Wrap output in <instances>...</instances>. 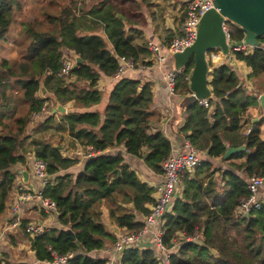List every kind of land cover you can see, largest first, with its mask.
Instances as JSON below:
<instances>
[{
	"label": "trees",
	"instance_id": "16d2710c",
	"mask_svg": "<svg viewBox=\"0 0 264 264\" xmlns=\"http://www.w3.org/2000/svg\"><path fill=\"white\" fill-rule=\"evenodd\" d=\"M19 1L0 0V42ZM104 3L108 4V0H90V6L85 8L82 0H64L56 14L44 11L48 27L26 28V46L18 61L0 57V213L16 176L12 167L25 162L20 148L30 115L43 105L71 102L74 109L60 119L71 137L66 146H90L94 152L73 168L77 158L62 156L49 140L30 138L33 156L45 163V173L51 178L43 184L42 197L56 203L61 226L30 236L23 232L27 220L22 218L19 236L12 237L10 243L25 241L38 264H52L51 251L56 255L72 254L65 264H104L112 256L111 251L103 250L105 241L112 244L116 239L107 224L137 231L148 213L147 204L153 201L152 188L137 178L124 155L142 159L153 173L161 174V163L170 153L167 138L160 130L150 128L151 120L158 116L152 106L150 82L122 77L109 91L101 112L89 109L101 98L96 87L99 74L112 76L119 58L130 60L134 68L151 65L145 60L149 55L146 45L133 43V35L124 30L117 9H102ZM93 9L95 14L90 16ZM183 16L182 13L180 24ZM225 27L232 44L242 39L238 27L229 22ZM97 29L102 33L95 32ZM256 40L259 46L249 51H230L249 69L248 79L264 72V35ZM63 54L81 60L68 76H59ZM190 67L191 64L186 67L185 74ZM183 76L174 82L177 97L189 92ZM208 78V107L197 102L182 106V143L187 140L198 153L205 152L207 160L200 162L192 175L180 174L181 194L162 217L160 237L168 249L167 264H264V200L258 209L242 217L233 215L230 208L231 203L247 196L245 182L249 176L264 178V139L258 135V125L264 119L253 122L246 132L241 130L243 123H249L245 110L257 103L256 96L245 91L227 59L211 66ZM41 90L45 92L43 96L38 95ZM42 119L46 123L50 120ZM240 145L244 150L226 158L234 161L220 170V186L215 187L210 158H219L226 146ZM117 148H123V152ZM181 148L183 152V144ZM71 170L74 174H69ZM184 237L197 238L201 244L184 241ZM145 238L150 244L123 250L118 264H158L159 252L150 235ZM174 238L178 241L170 249ZM0 264L20 263L0 260Z\"/></svg>",
	"mask_w": 264,
	"mask_h": 264
},
{
	"label": "crops",
	"instance_id": "0c3cea01",
	"mask_svg": "<svg viewBox=\"0 0 264 264\" xmlns=\"http://www.w3.org/2000/svg\"><path fill=\"white\" fill-rule=\"evenodd\" d=\"M83 1V0H82ZM87 1V0H86ZM90 1V0H88ZM134 2L137 0H129V2ZM144 1V0H142ZM156 1L148 2L146 0V3H142L141 1H138V4L136 5L135 11L131 12V15L133 18L127 19L126 16L122 13L117 14L122 17V21H124V30L129 32L133 35V43L135 44H144L147 47V43H151L158 47L160 52L165 51V48L167 46L168 40L174 36L178 31L179 28V17L177 15L178 10L182 4L184 5L185 2L188 0H178L176 6L178 7L177 11H171L170 16L164 17L162 13L165 12L164 9L161 8L160 14L162 15L161 20H157V17L155 15V9L157 6ZM64 0H20L19 1V7L18 9L13 13V19L10 23L9 29L5 35V38L0 42V57H3L7 59L9 62H16L21 58V51L26 46V37L23 35L26 28L30 25L32 28L35 29H45L47 24L44 22V11H49L53 14H56L60 7L63 5ZM85 5V2H84ZM150 5V6H149ZM90 6V5H89ZM88 6V7H89ZM115 7L116 5L112 2V0H108V4L104 3L102 4V9H106L107 7ZM149 6V7H148ZM85 7V8H88ZM152 9V10H151ZM96 9H93L90 11V16L95 14ZM182 11V10H181ZM176 19L178 21L176 22ZM95 32H101V29H97ZM74 56H72L73 58ZM227 59L228 65L236 72L238 79L242 86L244 87L245 91L248 94L255 95L256 96V104L248 106L245 110V116L247 117V120L249 123H243L241 125V130L246 132V130L250 127V125L258 121L262 118L261 110L258 104V96L260 94H264V72H261L258 76L255 78H247V74L249 73V69L242 63L237 60H235L232 55H227L225 58H223L217 50L213 51L211 53L210 57H207L209 66L218 65L223 60ZM145 60H148L150 63L152 60L150 59V54L145 58ZM163 69L165 67L163 66ZM162 69H158L154 65H149L141 69H135L131 71H127L117 77L113 76H106L99 74L96 87L101 93V98L99 103L96 105L91 106L89 109L92 110H100L103 108L106 97L109 93V91L112 89L114 84L118 81V79L122 77H128L133 79H138L140 81H148L151 83V92H152V106L155 112H157L158 116L151 120V131L154 130H160L162 134L167 138L170 144V154H176L179 153L182 148L181 145L183 144V133L180 131L182 121H183V109L180 105V101L184 96L177 97L176 93L167 94L165 90V82L162 77ZM42 94H38L39 96H43L45 94L44 91H42ZM189 92L186 93L185 96H188ZM57 103H54L51 105L50 103H47V107L49 108V111L51 108H53ZM59 104V103H58ZM62 108L64 109L63 113H60L58 111L54 112L53 114L46 116L47 119H50L49 122H43L45 119H39L35 121H31L28 125V128L25 131V138L22 141L21 145V152L25 156V162L23 164H16L13 166V169L16 171L15 176V189L10 188L9 194L13 195L16 193L17 195L21 193H25V195L28 192H32L37 189L42 188V184L40 180L35 179L32 174L30 173V160L33 158L31 148L32 146L29 144L30 138L33 136L41 137L42 139L49 140L53 142L54 144H57L60 146V149L62 150V153L65 154V156L69 157L72 155V151L77 148H68V145L71 143V137L68 136L65 125L62 122L61 117L62 115L66 114L69 110L74 109L72 108L71 102H66L64 104H60ZM210 109L208 111L211 110ZM264 119V118H262ZM43 120V121H42ZM258 135L260 138L264 139V121L261 122L258 125ZM55 139V140H54ZM54 140V141H53ZM76 146V144H75ZM244 146V145H243ZM232 147V146H226ZM225 148V149H226ZM118 150L123 152V148H117ZM142 150H145L144 148ZM225 151V150H224ZM223 154V153H222ZM222 154L219 158H210L212 161V168L214 171L213 179L211 182L215 184V187L220 186L219 182V173L220 170H223L224 167L229 166L230 161L234 160H227L226 158H222ZM232 154V153H231ZM62 155V154H61ZM145 155V154H143ZM199 159L201 162L203 160H207V156L205 155V152H199L198 153ZM125 162L133 169L135 172V175L139 180L146 183L147 186L152 188V192L154 190V187L159 184L162 180V175L153 173L149 168H147L144 163L142 162V159L135 158L130 155H124ZM78 162L73 166V168L77 167L82 159L77 157ZM220 159H224L220 160ZM198 167V166H197ZM194 169H192L193 171ZM19 171L26 172V181H22V174L19 173ZM74 170H71L69 174H74ZM192 171H189L187 173H190L192 175ZM18 182H21L20 184H17ZM181 184V181L179 182ZM177 197L181 194V187L178 185L177 189ZM153 194V193H152ZM20 196V195H19ZM153 199V195H151ZM259 197L264 200V192H259ZM174 198V199H176ZM173 199V200H174ZM172 200V201H173ZM28 203L29 200H26ZM172 204V202H171ZM170 204V207H171ZM130 205V204H129ZM150 204H147V208H149ZM170 211V209L168 210ZM102 218L104 219L105 223L107 221L106 218V211L102 207ZM23 218H25L27 221H35V224L37 226H40L42 229L49 228V227H55V226H61L59 222L55 221L53 218L48 219L45 217L41 212L37 211L36 208L29 206L23 215ZM107 224V223H106ZM4 225H6V222L3 220V211L0 213V228H3ZM63 228L65 226L62 225ZM107 228L112 229L113 233L116 234L117 232L121 231L120 228H117L113 226L112 224H107ZM19 228L16 230H7L5 232V238L0 244V251H6V249H10L12 251H15L16 256H20L21 252H25V255L27 257L26 264L31 263V258L33 257L31 250L29 249L28 244L25 241H21V239H17L16 243L13 245L10 243V239L17 238L19 236ZM148 243V242H147ZM150 244V241H149ZM105 245H110L109 241H105ZM5 253V252H3ZM3 260H7L4 259ZM118 261V258L116 262ZM24 263V264H25Z\"/></svg>",
	"mask_w": 264,
	"mask_h": 264
},
{
	"label": "built area",
	"instance_id": "2783aa9c",
	"mask_svg": "<svg viewBox=\"0 0 264 264\" xmlns=\"http://www.w3.org/2000/svg\"><path fill=\"white\" fill-rule=\"evenodd\" d=\"M212 6V0H188L182 7V13L184 14L183 20L178 28V32L171 38L165 51L160 52L158 47L151 43H147V50L150 54L151 65L156 66L158 69H162V77L165 82V90L167 94L173 93V86L178 76H183L187 80L188 75L185 74V69L182 67H174L172 62V54L181 51L184 47L190 45L195 37L196 27L198 24L199 17L208 8ZM223 29L226 33V39L229 44L230 51L244 50L249 51L253 46L241 43L232 44L229 41L225 24ZM117 71L113 74L115 77L131 70L144 68L138 66L134 68L130 60H124L123 58L118 59ZM74 66V58L62 55L61 67L59 70V76H68L69 70ZM163 66L165 69H163ZM146 67V66H145ZM112 75V76H113ZM201 107H208L206 99H200L197 101ZM49 113V108L43 105L37 112L30 115V122L39 120ZM77 147V146H76ZM183 152L176 154H170L161 163V175L162 180L159 184L154 187L153 190V201L149 206L148 213L143 217V224L135 232L121 230L116 233L115 241L110 245H105L103 250L111 251L112 256L105 261L104 264H118L117 260L119 254L129 247H140L147 245L149 242L145 237L146 234L150 235L151 243L157 248L159 264H167V248L161 243V224L163 221V215L170 209V204L177 196V189L179 184V176L183 172L192 171L201 162L198 156V151L191 146V144L185 140L183 142ZM33 155V154H32ZM94 155L90 146L77 147L72 151V155L69 157L80 159L89 158ZM67 157V156H66ZM30 173L35 179L40 180L43 185L45 178V163L40 159L33 158L30 160ZM246 190L248 192L246 197L240 198L238 201L231 203V213L237 217L246 216L249 212L256 210L260 207L263 200L259 197V192H264V178L257 176H249L246 179ZM43 187V186H42ZM12 189H15L11 184ZM42 189V188H41ZM41 189L34 190L32 192L21 193L17 195L7 194L5 205L3 209V220L6 222L3 228H0V244L5 238V232L7 230H16L19 228V222L23 218L25 210L32 206L37 211L41 212L48 219H54L58 221V209L56 203L49 199L42 197ZM26 200H29L27 203ZM47 229V228H44ZM43 229L35 224V221H27L23 226V232L35 236L41 233ZM194 237H184V241H189ZM178 238L172 240L170 249L176 246ZM52 264H65L72 256V254L56 255L51 251ZM157 258V257H156ZM26 264V263H25ZM38 264L34 257L31 258V263Z\"/></svg>",
	"mask_w": 264,
	"mask_h": 264
},
{
	"label": "water",
	"instance_id": "95a60500",
	"mask_svg": "<svg viewBox=\"0 0 264 264\" xmlns=\"http://www.w3.org/2000/svg\"><path fill=\"white\" fill-rule=\"evenodd\" d=\"M118 17L122 19L120 15ZM226 22L233 24L242 31L243 37L236 44L244 43L258 47L259 43L256 37L264 35V0H212V6L199 17L192 43L181 51L172 54L171 59L174 67L186 68L191 64L187 77V87L190 97L193 98L192 102L208 99L211 96L208 86L210 66L206 58L207 51L216 49L223 58L229 54L230 46L223 29ZM80 62V58L74 56V66ZM257 100L262 118H264V94H260ZM56 111L63 113L64 109L57 103L51 108L48 116ZM52 145L60 149V146ZM242 150H244L243 145L227 147L222 158ZM19 173L22 174V181H26V172L19 171ZM50 179V177L45 178V180ZM129 207H132V204ZM65 231L70 237H73L69 228H66ZM188 242L201 244L197 238L190 239Z\"/></svg>",
	"mask_w": 264,
	"mask_h": 264
},
{
	"label": "rangeland",
	"instance_id": "374dc122",
	"mask_svg": "<svg viewBox=\"0 0 264 264\" xmlns=\"http://www.w3.org/2000/svg\"><path fill=\"white\" fill-rule=\"evenodd\" d=\"M93 0H91V3H92ZM138 1H141L142 3H146V0L142 1V0H137V1H134V2H129V0H112V2L116 5V9H117V12L119 13H122L126 16L127 19H131L133 18L132 15H131V12H134L135 11V8H136V5L138 4ZM148 2H153L155 0H147ZM85 2V6L88 7L89 6V1L87 0H83V3ZM178 0H157L156 1V5L154 6H157L155 9V15L157 17V20L159 21H162L161 20V16L164 15V17H167V16H170V12L171 11H177L178 10V7L176 6ZM150 6V5H149ZM148 6V7H149ZM182 4L178 10V17H179V21H180V18H181V10H182ZM164 9L165 12L162 13V15L160 14V10ZM152 10V9H151ZM178 21V19H176V22ZM175 35V34H174ZM173 37V36H172ZM171 39V38H170ZM237 43V42H236ZM211 53L213 52H209L207 55H206V58L207 57H210ZM193 101V98L190 97V95L188 96H184L182 98V100L180 101V105H185L187 104L188 102H192ZM55 140V139H54ZM53 140V141H54ZM60 151V150H59ZM60 154H62V156L66 157L65 154L62 153V150L60 151ZM74 157V156H73ZM15 166V165H14ZM13 168V167H12ZM12 185L14 186V188L16 187L15 185V181H13ZM142 224H143V219H142ZM176 239V238H175ZM146 245H142L140 247H137L138 249H142V248H145ZM5 252V253H3ZM4 259H7L8 262H13V263H20V264H24L27 260V257L25 255V252H21V255L20 256H16L15 254V251H12L10 249H6V251H0V260H3ZM159 264V263H158Z\"/></svg>",
	"mask_w": 264,
	"mask_h": 264
},
{
	"label": "clouds",
	"instance_id": "9594fccd",
	"mask_svg": "<svg viewBox=\"0 0 264 264\" xmlns=\"http://www.w3.org/2000/svg\"><path fill=\"white\" fill-rule=\"evenodd\" d=\"M254 48V47H253ZM229 55V54H228ZM74 58V57H73ZM188 75V74H187ZM50 112V111H49ZM47 117V116H46ZM122 230V229H121ZM115 236H116V234H115ZM32 252V251H31ZM115 263H116V261H115Z\"/></svg>",
	"mask_w": 264,
	"mask_h": 264
}]
</instances>
